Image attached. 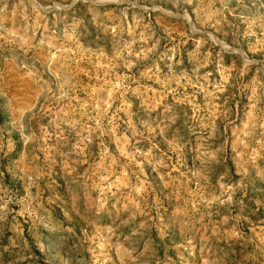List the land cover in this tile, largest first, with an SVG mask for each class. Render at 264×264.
Segmentation results:
<instances>
[{"label":"rangeland","instance_id":"374dc122","mask_svg":"<svg viewBox=\"0 0 264 264\" xmlns=\"http://www.w3.org/2000/svg\"><path fill=\"white\" fill-rule=\"evenodd\" d=\"M0 264H264V0H0Z\"/></svg>","mask_w":264,"mask_h":264}]
</instances>
